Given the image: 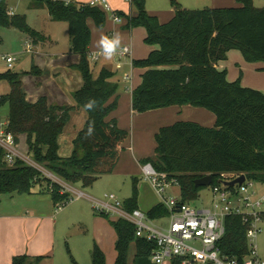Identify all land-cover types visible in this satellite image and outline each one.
<instances>
[{"label": "trees", "instance_id": "obj_1", "mask_svg": "<svg viewBox=\"0 0 264 264\" xmlns=\"http://www.w3.org/2000/svg\"><path fill=\"white\" fill-rule=\"evenodd\" d=\"M238 7L185 8L172 0L174 16L167 22L147 10V0H131L135 14L118 13L126 19V28L144 27L145 43L158 45L147 58L134 60L137 68L144 69L142 83L133 90V109L143 113L173 105L190 104L210 110L217 122L209 127L195 121H177L162 127L156 134V155L142 163H152L169 179H175L181 190L182 203L195 202L203 189L196 180L214 176V184L225 176L244 174L250 181L264 182V93L242 84V76L228 79V71L220 70L217 63L228 59L231 50H240L247 61H264V8L254 6V0H236ZM31 6L47 8L53 21L69 24L71 51L81 56L75 65L83 78V85L74 93L75 105L51 104L46 96L36 102L27 99L23 73L3 75L11 85L8 96L1 95L0 106L10 102L7 131L16 142L27 136L29 154L41 166L67 182L93 185L101 176L112 174L118 165L128 130L116 119L107 120L117 109L118 98L112 100L118 83L114 73L103 69L96 75L89 57L92 31L87 24L93 18L99 27L106 24V12L85 2L67 0H33ZM8 0H0V29L14 26L26 32L33 42L47 37L32 29L25 14H9ZM35 73L40 70L34 68ZM90 98L99 102L96 111L88 113L85 127L74 139L71 156L59 154V137L71 114ZM95 121V133L86 137L88 123ZM47 148L45 152L44 149ZM0 146V201L4 194H32L38 183L46 182L45 190L51 195L55 209L73 199L64 186L32 165L18 158L14 163L5 160ZM134 194L123 207L132 212L139 209L137 183L133 176ZM147 214L163 218L169 210L160 202ZM117 234L115 264H129L131 247L136 254L134 264H153L157 249L153 240L139 237L135 225L119 217L112 220ZM248 224L240 215L226 218V234L219 242L221 251L229 257L244 260L249 254ZM44 257L15 256L13 264H38ZM93 264H107L104 250L95 244ZM172 264H182L174 257Z\"/></svg>", "mask_w": 264, "mask_h": 264}, {"label": "rangeland", "instance_id": "obj_2", "mask_svg": "<svg viewBox=\"0 0 264 264\" xmlns=\"http://www.w3.org/2000/svg\"><path fill=\"white\" fill-rule=\"evenodd\" d=\"M33 0H8V5L16 14H25L29 26L47 37V41H39L34 44L28 34L19 30L14 26L2 27L0 29V95L8 96L11 91V85L6 77L3 75L10 72L23 73V79L26 80V89L32 94L35 91L42 90L45 93L53 94L62 86L61 84L70 83L71 74L75 67L67 68L66 65L80 62L81 56L70 52V32L69 24L66 21H53L50 18L47 8H35L31 6ZM86 3L92 0H80ZM114 11H124L130 13L132 8L128 0H108ZM185 8L199 9L205 7H218L216 0H177ZM254 6L264 8V0H254ZM100 8L106 12L107 20L103 27L97 26L93 18L87 19V24L92 31V41L89 52L100 51L99 41L102 36L111 37L114 33H119L121 38L120 47L123 45H132L135 50V57L143 59L148 55V52L155 47V45H148L145 43L144 37L146 29L144 27H137L133 31L126 28V20L122 17L120 23L114 22V13L106 11L102 6ZM136 11V9H133ZM147 10L152 15L158 17L167 16L169 11L173 10L172 0H147ZM32 42L33 50H28V42ZM14 55L18 61L14 67L10 68L4 59L5 55ZM130 58L120 59L113 56L111 59L102 57L98 62L101 65L104 61L108 62L111 67L121 75L124 71H131L129 66ZM91 60L92 68H95L97 63ZM261 63L262 61H256ZM224 64L230 68V75L235 71L238 77L243 78V66L236 65L232 59L224 61ZM34 68H38L40 73H35ZM72 70V71H70ZM247 72V70H246ZM248 77V73H246ZM141 76L139 70H134V83L140 82ZM33 95V94H32ZM10 113V102L6 101L0 106V116L6 118ZM19 143V139H18ZM18 151L28 156V159L34 162L33 155L29 154L27 149V138L21 137ZM44 176L58 181L61 177L55 175L49 169L39 165L37 166ZM228 176V175H227ZM137 183L138 190V205L139 209L147 213L154 206L160 202H164L163 197L154 189L152 184L138 176ZM103 181V182H102ZM46 182L38 183L35 189L42 194H35L32 196L34 201H45L42 203V212L44 214H51L56 219V223L50 221L49 241L47 249H43L45 254H50L38 264H93L92 250L95 244H98L106 253L107 264H114L115 261V243L117 239L116 231L112 225V220L119 218L115 211H106L107 209L101 207V202H110L115 204V201L109 200L106 195L114 194L116 200L121 204L133 196L134 181L133 175L125 174H108L103 176V180L95 182L93 185L84 186L83 184H74L67 182L66 189L71 193L73 199L56 210L54 204L47 207V200L51 196L45 190ZM252 189L258 190L260 194L264 193V182L254 181ZM80 191L86 194H81ZM39 192V193H40ZM168 196L181 199V190L178 185L168 188ZM18 199H25L28 197L15 196ZM22 197V198H20ZM30 197V196H29ZM12 197L9 194H4L1 197L0 213L6 210H16L19 208H28L30 202L16 205L10 202ZM31 200V199H29ZM214 194L210 187H206L200 193L199 198L192 203L197 208L212 207ZM31 204V203H30ZM105 209V210H104ZM24 217L33 211H24ZM154 224L158 226H167L169 224V217L153 219ZM262 231L258 237V251L259 256L264 262V222L261 223ZM29 244V241L27 245ZM135 249V246L132 245ZM132 251V250H131ZM5 251L2 252L3 264H7ZM165 264H171V259H168Z\"/></svg>", "mask_w": 264, "mask_h": 264}, {"label": "crops", "instance_id": "obj_3", "mask_svg": "<svg viewBox=\"0 0 264 264\" xmlns=\"http://www.w3.org/2000/svg\"><path fill=\"white\" fill-rule=\"evenodd\" d=\"M71 1L83 2L80 0H71ZM216 1H217L216 6L218 7L240 6V4L236 0H216ZM9 8L14 12V14H16V12L11 7ZM131 8L132 10L130 13H126L124 11H119V12H124L126 14H135L136 11L133 10L134 7L132 6V4H131ZM165 14H167V16H164L163 18L159 16V20L163 23L169 21L174 16L175 14L174 8L172 11H169L168 13ZM134 29H131V31H133ZM146 35L144 37V40L146 38ZM47 40L48 39H46V41ZM33 43L36 45L39 42H33ZM131 47L133 53L131 57H128L130 58L129 59L130 62L128 64L129 66H131L130 68L131 71H124L121 75H119L117 74L118 72H116L111 67V65L106 61H104L101 65H99L97 62L94 71L96 75H98L103 69H108L114 73L112 81L117 82L119 87L117 93L112 98V100L118 98V107L108 116L107 120L110 121L112 119H116L118 121L119 126L123 129L128 130L130 133L128 139L123 143V150L121 152L120 160L112 174H125V175H133L136 177L138 176L143 177L142 160L147 157L156 155V149H157L156 134L162 127L171 125L177 121H195L202 125L212 127L217 122V116L210 110H207L202 107H195L190 104L173 105L165 108L149 110L143 113L135 111L133 109V90L142 83V80L140 82H137L136 85L133 82L132 90H131L130 89L131 85L130 83L124 80V75L126 73L134 74V70H139L142 79V74L144 73L145 70L134 66L133 64L134 60H139V59L135 57V50L133 49L132 45ZM157 48L158 45H155V47L148 52V55L152 50H155ZM70 52L73 53L71 51V41H70ZM148 55L145 58H147ZM230 59L234 60L236 62V65L243 66V70H241L243 72L242 84L246 87H251L260 90L264 93V61H262L261 63L249 62L246 60L244 54L240 50H236V49L231 50L229 52L228 60ZM78 63L79 61L77 60V62L68 64L66 65V67L67 68L75 67V65ZM216 65L220 70L228 71V79L230 81H235L239 78L238 75L235 74V71L232 73V75H230L231 70L228 66L224 64V61H220ZM245 72L248 73V77H246ZM23 83H24V88L27 92V99L30 102H36L41 97L46 96L51 104L75 105L76 100L74 97V93L82 87L83 78L80 71L74 69L73 73L71 74L70 83L61 84L62 87L58 91H55L52 95L45 93L42 90L35 91L32 93L33 94L32 95L30 94V91L26 89V84H27L26 80L23 79ZM7 119L8 117L4 118L0 116V129L6 128V125H8ZM87 119H88V113L85 108L80 107L72 112L69 122L66 124L63 133L59 137V154L61 156L68 157L72 155L74 151V139L77 137L79 132L85 127ZM21 137L27 138L26 135L19 136L18 145L20 144ZM27 149L29 152L28 144H27ZM44 151L46 152L47 148H45ZM99 180H103V176H101L96 182H99ZM60 182L66 189L67 182H63L61 179ZM39 192L40 191L36 190L34 187L33 193L26 194L28 197H24L25 199H18L15 197V196H24L25 194L10 195L12 197L10 202L15 203L17 206L20 204H24L25 202H30L31 204L30 203L28 204V206L31 207L29 210H27L28 208H19V209L16 208V210H10V211L6 210V212L0 213V264H3L2 261L4 260L2 256L3 251L7 253L6 254L7 264H13L14 257L20 255H28L31 258L43 256L44 257L43 259L51 256L50 254H45L46 250L43 251V249L44 248L47 249V245L49 241L48 234L49 231L51 230L50 221L56 223V219H54L53 215L48 213L44 214L42 212L41 205L43 202L46 203V200L42 202L39 201L38 199L37 201H34L32 199L33 195L43 193V192L42 193ZM80 193L86 194L85 192L82 191H80ZM51 204H54L52 198L47 200V207H50ZM25 210L33 211V212L28 213L27 214L28 216L24 217ZM28 241L29 244L27 245ZM131 250L132 251H130L129 264H134L136 247L135 249L131 247ZM115 252H116L115 254V261H116V257H117L116 248H115Z\"/></svg>", "mask_w": 264, "mask_h": 264}, {"label": "built area", "instance_id": "obj_4", "mask_svg": "<svg viewBox=\"0 0 264 264\" xmlns=\"http://www.w3.org/2000/svg\"><path fill=\"white\" fill-rule=\"evenodd\" d=\"M128 1L131 2V0ZM89 4L102 6L106 11L113 12L114 18L118 17L122 21V16L113 10L108 0H92ZM9 14L14 15V12L9 10ZM27 48L33 50L32 42H28ZM132 53L131 45H123L117 50L115 56L122 59L131 57ZM89 57L97 62L104 56L98 51L90 52ZM4 59L10 68L14 67L17 61V57L10 54L5 55ZM124 80L130 83L132 90L134 74L126 73ZM7 127L8 125L5 129H0V146L6 152L5 160L8 163H14L20 158L29 165L39 166L35 160L31 164L28 156L18 151L15 136L7 131ZM142 175L164 199L163 203L169 210L167 226L154 224V220L140 209L127 211L123 204L116 200L114 194L106 195V197L115 201V204L101 202L102 208L98 209L103 210L104 206L108 213L115 211L119 217L135 225L137 236L155 241L157 249L152 255L153 264H165L168 259L172 260L174 257H179L182 264H264L258 251V237L264 220V193L260 194L258 190L252 189L254 181L246 177L243 184L229 186L225 184L227 181H232L242 174L225 176L220 183H213L210 186L214 194L212 207L197 208L192 203H182L181 199L168 196V188L177 185V182L175 179H169L165 173L159 172L152 163L142 165ZM65 204L58 205L56 210ZM232 214L240 215L248 224L249 254L244 260L229 257L219 248V242L226 234V218Z\"/></svg>", "mask_w": 264, "mask_h": 264}, {"label": "clouds", "instance_id": "obj_5", "mask_svg": "<svg viewBox=\"0 0 264 264\" xmlns=\"http://www.w3.org/2000/svg\"><path fill=\"white\" fill-rule=\"evenodd\" d=\"M115 23H120L119 18H114ZM121 38L119 33H114L111 37L102 36L99 41L100 54H102L106 59H111L120 48ZM85 109L90 112H94L99 107V102L95 98H90L84 105ZM95 133V121L90 120L88 123L87 131L85 133L86 137H91Z\"/></svg>", "mask_w": 264, "mask_h": 264}, {"label": "water", "instance_id": "obj_6", "mask_svg": "<svg viewBox=\"0 0 264 264\" xmlns=\"http://www.w3.org/2000/svg\"><path fill=\"white\" fill-rule=\"evenodd\" d=\"M246 181V175L242 174L238 178L232 180V181H227L225 184L229 186H234L235 184H243ZM214 183V176L209 174L204 177H201L196 180V185L197 186H202V187H210Z\"/></svg>", "mask_w": 264, "mask_h": 264}]
</instances>
